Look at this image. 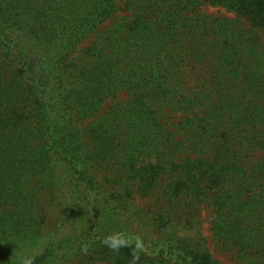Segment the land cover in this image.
Returning <instances> with one entry per match:
<instances>
[{
  "label": "trees",
  "instance_id": "1",
  "mask_svg": "<svg viewBox=\"0 0 264 264\" xmlns=\"http://www.w3.org/2000/svg\"><path fill=\"white\" fill-rule=\"evenodd\" d=\"M47 205L21 264H264V0H0V252Z\"/></svg>",
  "mask_w": 264,
  "mask_h": 264
},
{
  "label": "rangeland",
  "instance_id": "2",
  "mask_svg": "<svg viewBox=\"0 0 264 264\" xmlns=\"http://www.w3.org/2000/svg\"><path fill=\"white\" fill-rule=\"evenodd\" d=\"M206 10L217 15L231 16L230 13L225 12L222 8L207 7ZM118 96L123 99L126 97V94L121 91L118 93ZM108 103L109 102H106V104L103 105V110L107 108ZM57 211L58 210L53 205L45 206L42 212L43 218L38 221L40 224V229L38 231H26V236L24 235V232L15 234L11 237L9 236L7 241L8 245L3 249L4 251L2 250L3 252H0V264H21L22 258H30L36 251L40 250L41 242L45 239L47 232L51 231V228L56 223ZM209 218V211H202L198 227L196 226L195 229L190 230L188 234L194 235L198 230L201 236L207 237L206 241L209 245V250L216 258L225 261L227 264H239L230 258V255L227 252L220 250L215 246L211 238Z\"/></svg>",
  "mask_w": 264,
  "mask_h": 264
},
{
  "label": "clouds",
  "instance_id": "3",
  "mask_svg": "<svg viewBox=\"0 0 264 264\" xmlns=\"http://www.w3.org/2000/svg\"><path fill=\"white\" fill-rule=\"evenodd\" d=\"M103 243L106 244L111 249L118 251L121 246H127L129 242L126 239H124L123 236L120 234H111L105 237ZM135 248L138 250H143V245L140 242L139 238L136 239ZM82 250L86 252L87 247H85ZM133 255L135 258L138 259L136 252H134Z\"/></svg>",
  "mask_w": 264,
  "mask_h": 264
}]
</instances>
